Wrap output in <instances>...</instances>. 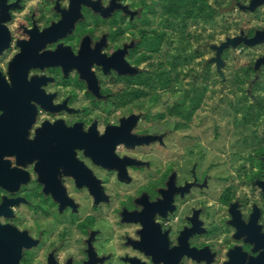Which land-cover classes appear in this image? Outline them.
I'll use <instances>...</instances> for the list:
<instances>
[{
  "label": "flooded vegetation",
  "instance_id": "obj_1",
  "mask_svg": "<svg viewBox=\"0 0 264 264\" xmlns=\"http://www.w3.org/2000/svg\"><path fill=\"white\" fill-rule=\"evenodd\" d=\"M33 1L5 0L0 22V96L18 105L0 108V225L16 264H264V126L246 156H169L184 108L151 107L167 87L143 69L153 31L135 2ZM257 5L240 42L258 47L248 73L263 84Z\"/></svg>",
  "mask_w": 264,
  "mask_h": 264
},
{
  "label": "rangeland",
  "instance_id": "obj_2",
  "mask_svg": "<svg viewBox=\"0 0 264 264\" xmlns=\"http://www.w3.org/2000/svg\"><path fill=\"white\" fill-rule=\"evenodd\" d=\"M44 1L34 0L28 9ZM251 1L210 0L215 18L207 23L189 22L182 31L167 26L157 14H149L150 23L144 27L163 37L159 52L151 57V68L143 69H159L172 80L171 87L152 90L160 98L151 107L160 113L182 104L188 90L204 93L188 127L169 134V156L192 151L203 155L205 167L223 161L222 157L246 156L250 146L244 142L250 125L264 126V83L257 74L248 73L259 59L258 47L251 45L244 51L241 42L228 45L261 24L262 8L250 7ZM127 5L130 8L132 3Z\"/></svg>",
  "mask_w": 264,
  "mask_h": 264
},
{
  "label": "trees",
  "instance_id": "obj_3",
  "mask_svg": "<svg viewBox=\"0 0 264 264\" xmlns=\"http://www.w3.org/2000/svg\"><path fill=\"white\" fill-rule=\"evenodd\" d=\"M135 2L138 12H141L140 21L143 25L149 24L148 14H157L159 19L178 31L184 30L189 22H210L215 18L216 9L211 5L210 0H132ZM162 34L156 31L152 32V39L143 46L157 54L162 45ZM152 75V84L157 83L159 87H171L172 80L169 76H165L164 72L159 69ZM202 91L195 89L188 90L184 94L182 104L174 105L173 114H178V110L183 109V124L176 123L174 129H186L190 122V118L201 104Z\"/></svg>",
  "mask_w": 264,
  "mask_h": 264
},
{
  "label": "water",
  "instance_id": "obj_4",
  "mask_svg": "<svg viewBox=\"0 0 264 264\" xmlns=\"http://www.w3.org/2000/svg\"><path fill=\"white\" fill-rule=\"evenodd\" d=\"M5 0H0V22L5 21V9L3 8V3ZM261 0H252L250 3V7L256 6L259 4ZM116 0H112L111 6L109 9L103 12V15L112 11L115 6H118ZM97 4H91L90 6L94 8V10H100ZM260 35L257 33L248 43L254 44L260 40ZM7 31L4 26L0 25V53L6 48L7 46ZM240 42V39L232 40L228 43V45L236 44ZM12 100V101H11ZM2 99L0 96V108L7 107V108H15L18 105L13 102L14 99ZM1 180V179H0ZM15 235L11 229L7 227H3L0 225V264H16L18 254L21 248V244L16 242L12 236Z\"/></svg>",
  "mask_w": 264,
  "mask_h": 264
}]
</instances>
